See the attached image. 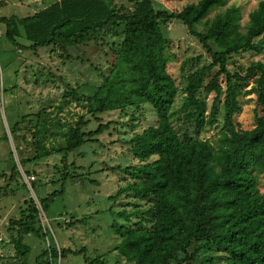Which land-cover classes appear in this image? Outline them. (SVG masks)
I'll return each mask as SVG.
<instances>
[{"label": "trees", "instance_id": "16d2710c", "mask_svg": "<svg viewBox=\"0 0 264 264\" xmlns=\"http://www.w3.org/2000/svg\"><path fill=\"white\" fill-rule=\"evenodd\" d=\"M226 2L198 0L170 12L156 9L153 0H133L132 8L105 0H57L23 17L0 16L6 39L17 49L29 48L33 53L43 46L65 51L81 44L103 43L107 34H121L120 41L110 48L109 73L95 93L87 97V104L92 116L129 107L140 109L144 105L156 113V124L135 133L129 140L128 150L138 164L121 169L131 180L109 196L115 200L132 192L135 197L149 201L145 209L136 206L129 212H117L129 224L121 225L117 221L111 224L119 235L118 251L134 264L173 261L192 264L207 243L222 251L223 256L203 264H264V192L257 187L255 172L264 171V62H250L243 74L231 72L227 67L231 55L264 46V0L248 13L242 31L241 9L235 4L211 19H204L213 7ZM173 19L185 25L210 57L209 63L187 74L181 106L185 110L175 117L181 120V126L177 127L171 109L178 86L168 70L169 40L162 30ZM197 25L205 29L197 30ZM21 36L29 42L27 45L18 41ZM199 58L200 55L196 57ZM220 77L224 79V88ZM248 79L253 81L248 92H255L259 112L253 128L241 129L234 124L233 116L241 110L237 95ZM211 92L214 96L208 106L200 94ZM81 95L74 88L64 93L66 102L80 103ZM221 99L223 119L215 145L198 137V132L219 122ZM43 112L46 110L33 115L37 119L33 158L53 153L62 155L58 167L60 188L39 199L46 212L53 198L64 194L68 179L78 175L75 162H68L69 154L87 141H96L113 121L99 122L95 129L84 131L82 127L89 121L81 116L67 126L58 146L45 149L47 129L41 120ZM28 116H22L9 127L13 138L20 130V122ZM18 174L21 175L14 164L7 180H14ZM7 187L8 184L0 187V194ZM19 212L18 218L10 220L11 230L16 233L13 246L19 264H53L58 253L65 256L71 251L63 248L58 252L55 245H48L31 263V248L23 237L45 233L34 199L30 197L28 206ZM132 215L138 219L130 224ZM72 252L82 254L88 264H104L100 256H87L84 248Z\"/></svg>", "mask_w": 264, "mask_h": 264}, {"label": "rangeland", "instance_id": "374dc122", "mask_svg": "<svg viewBox=\"0 0 264 264\" xmlns=\"http://www.w3.org/2000/svg\"><path fill=\"white\" fill-rule=\"evenodd\" d=\"M57 0H0V16L12 14L19 17L33 14L37 10ZM111 4L132 8L133 0H105ZM198 0H153L156 9L177 12L189 3ZM260 0H227L222 6L213 7L204 19H211L225 7L235 4L241 9L240 30H244L248 21V13L256 8ZM197 30L205 29L197 25ZM164 36L169 40L167 48L168 70L178 86V92L172 106V121L177 127L181 120L182 103L185 95L184 85L187 74L199 66L210 62V57L201 47L198 39L189 34L185 25L176 19L162 26ZM121 34L110 33L103 43L77 45L61 51L52 46H43L36 52L29 48L17 49L4 35V26L0 23V187L8 184L6 192L0 194V264H19L15 258L13 236H16L10 222L18 218L20 209L26 208L30 197L36 201L46 197L60 188L59 164L61 153H53L34 159L33 136L37 122L33 115L42 110V121L47 129L43 141L45 149L58 146L63 141L67 126L81 116L89 121L84 131L95 129L99 122L113 121L109 129L97 136L96 141H87L76 148L68 156V162L74 161L78 167L77 176L68 179L62 196H55L49 204L45 215L50 220L51 229L45 234L35 236L26 234L24 242L30 246L29 260L34 258L48 245H55L58 252L68 249L65 256L53 259V264H88L82 254L75 255L72 250L84 248L89 257L100 256L104 264H134L126 259L117 249L119 235L111 224L117 221L121 225L129 224L117 212H127L139 206L145 209L149 201L135 197L132 192L120 195L115 200L109 198L116 190L131 180L122 167L138 164L129 152V140L147 126L156 124V113L147 105L140 109L129 107L124 110H109L92 116L88 112L87 97H91L96 87L109 73L111 65V45L118 43ZM18 41L27 45L23 37ZM200 55L201 58L196 59ZM192 59V60H190ZM252 61L264 62V46L233 54L228 59L227 67L231 72L243 74ZM238 69V70H237ZM224 88V79L220 77ZM252 79H248L238 91L241 110L233 116L236 127L251 129L256 123V112H259L255 101V92H248L252 87ZM74 88L81 93L80 103L75 100L66 102L64 93ZM211 104L214 93H201ZM28 118L20 122V130L14 138L9 127L20 121L22 116ZM135 116V119L131 117ZM219 122L207 125L198 132V137L207 139L216 145L221 121L223 119V100L218 105ZM41 121V122H42ZM7 135V136H6ZM12 155H11V153ZM24 162H21L23 161ZM27 160V161H25ZM16 164L19 173L34 174L36 179L32 188L28 187L18 174L8 181L11 167ZM25 170H28L25 171ZM255 170V169H254ZM257 187L264 192V171L255 170ZM26 185H24V184ZM131 216L130 224L137 221ZM69 222H73L69 225ZM43 233V232H42ZM223 252L209 243L203 246L202 252L192 264L217 261ZM171 264H175L173 261Z\"/></svg>", "mask_w": 264, "mask_h": 264}, {"label": "built area", "instance_id": "2783aa9c", "mask_svg": "<svg viewBox=\"0 0 264 264\" xmlns=\"http://www.w3.org/2000/svg\"><path fill=\"white\" fill-rule=\"evenodd\" d=\"M21 176H22V180L23 182L30 188H32V181H34L36 179V176L34 174H26L25 172H22L21 173ZM36 206L39 210V221H40V224L43 228V233H45V236L47 238V233L48 231L51 232V234L54 235L52 229H51V224H50V220L49 218L46 217L45 215V212L43 211L41 205H40V202L39 201H36ZM48 240V238H47Z\"/></svg>", "mask_w": 264, "mask_h": 264}]
</instances>
